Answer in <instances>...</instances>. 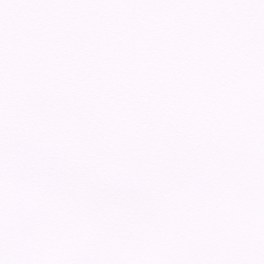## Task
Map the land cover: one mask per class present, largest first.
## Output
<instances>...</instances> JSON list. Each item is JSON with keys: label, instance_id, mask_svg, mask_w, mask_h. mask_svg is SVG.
Here are the masks:
<instances>
[{"label": "snow or ice", "instance_id": "1", "mask_svg": "<svg viewBox=\"0 0 264 264\" xmlns=\"http://www.w3.org/2000/svg\"><path fill=\"white\" fill-rule=\"evenodd\" d=\"M0 264H264V0H0Z\"/></svg>", "mask_w": 264, "mask_h": 264}]
</instances>
